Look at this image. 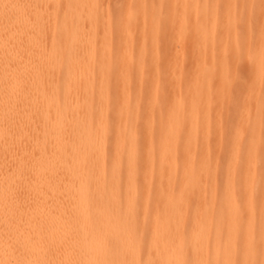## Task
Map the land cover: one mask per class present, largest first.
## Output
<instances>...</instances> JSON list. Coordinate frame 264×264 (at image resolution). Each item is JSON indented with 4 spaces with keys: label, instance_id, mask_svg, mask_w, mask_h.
<instances>
[{
    "label": "bare ground",
    "instance_id": "obj_1",
    "mask_svg": "<svg viewBox=\"0 0 264 264\" xmlns=\"http://www.w3.org/2000/svg\"><path fill=\"white\" fill-rule=\"evenodd\" d=\"M237 1H170L181 48L169 63L179 72L191 63L170 84L177 73L153 71L160 0H126L116 44L97 0H0V264L264 258L253 201L258 194L264 212L262 13L260 0ZM248 45L255 67L236 64ZM222 81L232 89L230 131L220 123ZM21 183L31 193L23 203L14 195ZM21 218L67 237L65 250L25 243Z\"/></svg>",
    "mask_w": 264,
    "mask_h": 264
},
{
    "label": "rangeland",
    "instance_id": "obj_2",
    "mask_svg": "<svg viewBox=\"0 0 264 264\" xmlns=\"http://www.w3.org/2000/svg\"><path fill=\"white\" fill-rule=\"evenodd\" d=\"M126 0H97V6L99 7L98 9V16H100L102 14V12L104 14H106L107 17H109L111 19L110 22V34L115 42L118 43L122 40L121 37V29L119 28V22H118V18H124L123 17V4ZM172 0H160V4H163L162 6V10H160V12H156V14H158L160 16L159 21H161L160 23H158V25H160L159 27L161 29H164L165 32L163 33L164 36H161L159 38L158 41V49H159V61L157 64H155V68H153V71H158L160 72V74L165 75L166 73H177L176 76L172 77V78H168L166 79L167 83L170 84H174V83H178V82H182L185 80L187 72L190 68L191 63L189 64V60L186 61L185 66L181 69V72H179V70L176 68H171V65L169 63L170 57L171 56H175L172 52L177 51L176 49L181 48L179 45L176 44V39L175 37H173V33H172V22L168 19L170 18V11L167 10L169 7V3ZM240 1L243 0H238L236 3H240ZM151 12H147L144 16L143 21H140L142 23V25L144 27H147L151 22H150V18H149V14ZM240 12L237 9L236 14L238 15ZM103 15V14H102ZM208 16L206 18H211L212 15L209 13L207 14ZM177 16V14L175 15V17ZM139 18V17H138ZM169 20V21H168ZM157 19L154 20V22L156 23ZM157 24V23H156ZM155 24V25H156ZM246 25L244 24L243 27H245ZM243 30V29H242ZM246 34V33H245ZM176 49H175V48ZM117 50V46L114 45V51ZM149 52V50L147 51ZM187 59V57H186ZM246 63H244L242 60L240 61L239 65L240 66H244ZM114 72V71H113ZM130 83H129V90L131 92L134 91L135 89V85H136V80H135V73L132 72L130 74ZM147 83H144L142 85V89L143 90H147ZM145 97L147 98V95L145 94ZM146 101V99L144 98V102ZM235 121V114H229L228 113V130H231V126L233 125V122ZM220 123L222 125H224L222 118L220 119ZM225 128V126H224ZM247 137V132L246 135ZM258 161H257V167H260V169L264 172V155L260 154L258 155ZM220 161L222 163V165H224V159L223 157H220ZM224 169L222 168L220 171V184H223L224 181ZM178 181V176H176L173 180V184L175 185ZM235 201L236 203H239L240 199H239V193L236 192L235 195ZM253 201H254V205L257 211V221H256V235H258V242L261 240L262 238V232H261V228H260V224H262L264 222V212L261 211V205L262 202L259 199V195L258 194H254L253 195ZM214 225L212 226L213 229ZM261 237V238H260ZM260 238V239H259Z\"/></svg>",
    "mask_w": 264,
    "mask_h": 264
},
{
    "label": "snow or ice",
    "instance_id": "obj_3",
    "mask_svg": "<svg viewBox=\"0 0 264 264\" xmlns=\"http://www.w3.org/2000/svg\"><path fill=\"white\" fill-rule=\"evenodd\" d=\"M260 7L262 13V20L259 28V55L261 58L260 63V73L262 82H264V0H260ZM247 55L243 50H240L236 54V64L238 65L241 60L245 58L249 59L253 66L255 67V56L252 51V46L248 45ZM217 96H218V108L221 113V118L224 123L225 129L228 130V113L232 104V89L228 85L227 82L222 81L217 87ZM262 121H264V108H262ZM15 198L20 202L29 201L31 193H29L24 184L21 183L15 193ZM20 229L23 230V241L27 244L35 245L36 247H40L42 249H46L47 251L56 254L57 252L64 251L66 246L68 245L67 237H57L55 234L50 233L47 229L41 228L39 232H34L30 228L26 227L23 223V218H21ZM34 264H41V262L37 261ZM47 264H55V262L49 260ZM67 264H74V262L69 261ZM140 264H150V262L141 261ZM184 264H192L191 261H185ZM233 264H252V262H242L240 260H236ZM255 264H264V258L260 261L255 262Z\"/></svg>",
    "mask_w": 264,
    "mask_h": 264
}]
</instances>
